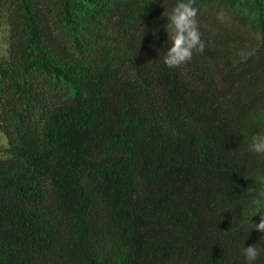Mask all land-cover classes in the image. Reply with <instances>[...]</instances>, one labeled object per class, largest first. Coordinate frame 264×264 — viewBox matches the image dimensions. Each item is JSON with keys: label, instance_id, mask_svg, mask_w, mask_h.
I'll return each instance as SVG.
<instances>
[{"label": "trees", "instance_id": "trees-1", "mask_svg": "<svg viewBox=\"0 0 264 264\" xmlns=\"http://www.w3.org/2000/svg\"><path fill=\"white\" fill-rule=\"evenodd\" d=\"M179 2L0 0V264H264V0H195L169 68Z\"/></svg>", "mask_w": 264, "mask_h": 264}, {"label": "clouds", "instance_id": "clouds-1", "mask_svg": "<svg viewBox=\"0 0 264 264\" xmlns=\"http://www.w3.org/2000/svg\"><path fill=\"white\" fill-rule=\"evenodd\" d=\"M195 0H181L168 15V23L165 26L168 34L170 47L164 58V64L169 67H178L190 61L193 51L203 52L204 43L201 40L200 32L197 27L198 8L194 6ZM157 29L153 30L156 36ZM249 148L252 152L264 154V134H256L251 137ZM254 215L259 213V222L252 223V229L264 233V192L259 193L258 197L252 200ZM246 264H254L260 251L256 245H250L243 249Z\"/></svg>", "mask_w": 264, "mask_h": 264}, {"label": "rangeland", "instance_id": "rangeland-1", "mask_svg": "<svg viewBox=\"0 0 264 264\" xmlns=\"http://www.w3.org/2000/svg\"><path fill=\"white\" fill-rule=\"evenodd\" d=\"M9 47V30L6 25L0 28V55H6ZM7 146V138L0 130V158L3 157L1 152Z\"/></svg>", "mask_w": 264, "mask_h": 264}]
</instances>
